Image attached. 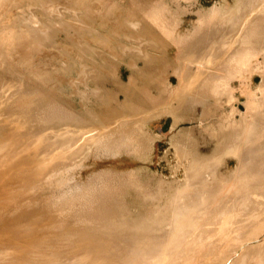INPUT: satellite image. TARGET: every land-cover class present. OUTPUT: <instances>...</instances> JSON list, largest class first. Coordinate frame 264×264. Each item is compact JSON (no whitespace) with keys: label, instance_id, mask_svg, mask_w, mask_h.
I'll list each match as a JSON object with an SVG mask.
<instances>
[{"label":"rangeland","instance_id":"374dc122","mask_svg":"<svg viewBox=\"0 0 264 264\" xmlns=\"http://www.w3.org/2000/svg\"><path fill=\"white\" fill-rule=\"evenodd\" d=\"M260 1L0 0V86L13 97L0 107V264H98L93 254L104 264L131 257L143 264H264V219L244 218L239 208L198 218L209 212L202 207L226 206L205 199L218 198L241 165L264 161V53L249 59L259 70L236 75L237 61L257 51L226 45L243 32V20L252 22ZM198 22L197 32L211 33L203 48ZM246 30L247 40L264 39ZM213 40L220 55L198 68ZM184 63L189 75L179 74ZM198 69L219 74L197 78ZM194 78L208 91L188 100L186 119L169 129L167 114L181 108ZM150 79L165 89L162 102L142 88ZM17 88L29 90L35 109L23 132L29 138L22 134L27 124L16 129L13 122ZM46 116L49 122L40 121ZM104 125L109 133L77 149L82 130ZM66 127L72 135L54 136ZM31 133L47 134L33 151L22 146ZM184 212L190 216L181 228ZM147 253L156 260L143 258Z\"/></svg>","mask_w":264,"mask_h":264},{"label":"bare ground","instance_id":"6f19581e","mask_svg":"<svg viewBox=\"0 0 264 264\" xmlns=\"http://www.w3.org/2000/svg\"><path fill=\"white\" fill-rule=\"evenodd\" d=\"M261 1H263V0H261ZM261 1H260V3H261ZM250 6V5H249ZM253 6V8H254V5H252ZM256 6H257V8H258V5L256 4ZM251 7V6H250ZM251 9V8H250ZM256 9V8H255ZM259 10V11H258ZM258 12L259 13H262L261 11H264V4H263V6L262 7H260V8H258ZM250 11H252V9L250 10ZM257 12V15H254V17L252 18V22L250 23V18L249 19H245V20H243V22H242V24L245 26V29H243V32H239V30L241 29V27H240V29L238 30H236V31H234V33H233V35H231V36H229L227 39H226V45L227 44H231L233 41V43H237V45H236V50L237 51H239V50H243V49H245V48H248V47H251V48H254V49H256V55H254V54H252V55H250V53H247L248 55H247V57L245 56V57H242L243 59H240L239 61H237V65H239V66H235V67H233L235 70H233V72L236 74V75H241L242 74V71H246L247 69H251V70H253L252 68H250L251 66H250V62H249V59L252 57V56H257V55H263V53H264V39L262 38V37H260V34H262L263 33V35H264V22H263V20H262V17H263V14L264 13H262V14H259ZM259 14V15H258ZM252 15V14H251ZM213 17V16H212ZM212 19V18H211ZM33 20V19H32ZM240 24V23H239ZM242 25V26H243ZM246 27H247V29H253L252 31H254V32H256L257 33V35H259V37L260 38H254L253 40H251V41H249V40H247V38H246V36H247V34L249 33V31L248 30H246ZM23 32V31H22ZM235 33H237V36H236V34ZM21 34V33H20ZM28 34V33H27ZM30 35V34H29ZM33 35V34H32ZM21 36H24V35H22L21 34ZM34 36V35H33ZM136 36V35H135ZM236 36V37H235ZM20 37V36H19ZM33 38V37H32ZM24 39V38H23ZM22 40V39H21ZM29 40H27V42H28ZM214 41V40H213ZM23 43V42H22ZM21 43V44H22ZM214 43V44H213ZM217 44V45H216ZM24 46V45H23ZM210 46V47H209ZM208 46V48H205V51H204V53L201 55V56H199L198 57V59H197V62H198V68H199V66H201L202 64H203V62L205 61V60H209V58H212L213 57V59L214 58H217L219 55H220V45L218 44V42H216V41H214V42H211L210 43V45ZM222 49V48H221ZM235 51V50H234ZM237 54V53H236ZM197 55V54H196ZM190 56H192V55H190ZM238 57V56H237ZM254 57V58H255ZM187 60V59H186ZM188 60H189V58H188ZM235 60V62H236V59H234ZM233 63V62H232ZM185 65L182 67V69L180 70V72H179V74H181V75H189V72H188V70H187V64L186 63H184ZM235 64V63H234ZM259 64V63H258ZM233 65V64H232ZM261 65H263V64H261ZM229 66V65H228ZM231 66V65H230ZM250 66V67H249ZM259 66L260 65H255V69L253 70V71H255L256 69H258L259 68ZM232 67V66H231ZM202 68V67H201ZM227 68V67H226ZM229 68V67H228ZM230 69V68H229ZM232 69V68H231ZM225 70V69H224ZM259 70V69H258ZM212 71V70H211ZM230 71V73H231V70H229ZM262 71L264 72V69H262ZM228 73V72H227ZM216 74H219L218 72H216V73H210V71L209 70H200V69H198L197 70V72L196 73H192V75H194L195 77L197 76V78H203V77H205V76H210V75H216ZM234 75V74H233ZM178 76H180V75H178ZM193 76V77H194ZM182 77V76H181ZM180 77V78H181ZM184 77V76H183ZM179 78V79H180ZM186 78V77H185ZM197 78H194V80L196 79V80H198ZM227 78V77H226ZM20 80V79H19ZM191 80H193L192 78H191ZM199 81V80H198ZM205 81V80H204ZM190 82V81H189ZM196 82V81H195ZM200 82H202V81H200ZM17 82H16V85L14 84V86H17ZM183 84V83H182ZM181 84V85H182ZM187 84H189V83H187ZM186 84V85H187ZM199 83H191L190 85H188V87H190L191 86V89H193L194 87L193 86H196V85H198ZM201 84V83H200ZM205 84V83H204ZM2 85V84H1ZM20 85V84H19ZM4 86V85H3ZM11 86H13V84L11 85ZM10 86V87H11ZM21 86V85H20ZM23 86V85H22ZM185 86V85H184ZM184 86H182V87H184ZM200 86V85H199ZM218 86V85H217ZM264 86V84H262V85H260L259 87H263ZM1 88H3L2 86H0ZM5 87H7L6 86V84H5V86H4V88L1 90V94H0V98H3V100H1L0 99V107L1 106H3V105H6V103L9 101V98L10 97H12L11 95L12 94H10L11 92H9V91H11L12 90V88L10 89L9 87L8 88H5ZM187 87V86H186ZM185 87V88H186ZM187 87V88H188ZM193 87V88H192ZM211 87H213V86H211ZM19 88V87H18ZM17 88V89H18ZM22 88V87H21ZM184 88V89H185ZM198 88V87H197ZM214 88V87H213ZM219 88H221V87H219ZM15 89V88H14ZM27 89H29V88H27ZM180 89V88H179ZM190 88H189V90H191ZM216 89V88H215ZM19 90V89H18ZM18 90H17V93H18ZM181 90H183V89H181ZM210 90H212V88H210ZM214 90V89H213ZM212 90V91H213ZM20 91V90H19ZM29 91V90H28ZM28 91H26V89L24 90H21L20 91V93H21V95H19V96H21V98L20 99H18L19 101H20V104H19V107H18V109L16 110V106L14 107V105L16 104L15 102H13V103H15L14 105H11V103L9 104V105H11V106H13L15 109H14V111H16L15 113H14V111H13V115L12 116H14L15 114L17 115H15L16 116V120L15 121H13L12 119V121L14 122V124H16L17 122H18V124H17V126L15 127L16 129L18 128V127H21V129L23 128V125H25V124H27V123H31L33 120H34V115H35V113L33 112V109H34V107H33V109H32V104H33V102H32V100H31V98H30V96H26L25 94H26V92H28ZM31 91V90H30ZM184 91H186V90H184ZM184 91H183V93H184ZM35 92V91H34ZM180 93H182L181 91H180ZM177 94H179V92L177 93ZM13 95H14V92H13ZM22 95H24V96H22ZM180 96H181V94H180ZM34 97V96H33ZM230 97V96H229ZM232 97V96H231ZM13 98V97H12ZM15 98H16V96H15ZM11 99V98H10ZM17 99V98H16ZM8 100V101H7ZM13 100V99H12ZM15 100V99H14ZM17 100V101H18ZM37 99H35L34 101H36ZM159 100V99H158ZM174 100V99H173ZM160 101V100H159ZM158 102V101H157ZM168 103V102H167ZM252 104V103H251ZM17 105H18V102H17ZM7 106V105H6ZM11 106H9L10 108H11ZM251 106V105H250ZM36 107V106H35ZM159 107V106H158ZM10 108H6V109H10ZM252 108H253V106H252ZM4 109V108H3ZM11 109H13V108H11ZM1 111V110H0ZM6 111V110H5ZM8 111V110H7ZM12 111V110H11ZM11 111H10V113H11ZM34 111H35V109H34ZM153 111V110H152ZM1 112H4L3 110L1 111ZM154 112V111H153ZM146 113H148V112H146ZM5 114H7V112L5 113ZM12 114V113H11ZM3 115H4V113H3ZM9 114H7L6 116H8ZM11 116V117H12ZM147 116V115H146ZM138 117V116H137ZM0 118H2V116L0 115ZM8 118V117H7ZM40 118V117H39ZM50 118L48 117V116H46L45 118H40V121H44L45 123H47V122H49L48 120H49ZM144 120H145V118H143ZM4 120H7L6 119V117L4 116V119H3V121ZM11 120H8L9 122L11 121ZM136 120V119H135ZM3 121H1V124H2V122ZM17 121V122H16ZM12 122V123H13ZM136 122H138V121H136ZM4 123V122H3ZM6 124L8 123L7 121L5 122ZM4 123V124H5ZM110 123V122H109ZM33 124V123H32ZM117 124V123H116ZM247 124V123H246ZM22 125V126H21ZM29 124H27V125H25V129L23 128V130H22V134H23V132H24V130H26V126H28ZM34 125V124H33ZM107 125V124H106ZM110 125V124H109ZM108 125V126H109ZM114 125H115V123H114ZM249 125V124H248ZM10 126V125H9ZM108 126H102V127H100V128H96V127H92V128H90V129H88V130H85L84 129V131L82 130V133L80 132V134H79V137L76 139V142H77V149L79 150L81 147H83L86 143H88V142H94V143H96V142H98L100 139H101V137L103 138L107 133H109V131L108 130H110L111 129V127L110 126H112V124L108 127ZM12 127V126H11ZM14 127H13V130H14ZM35 127V126H34ZM39 127V126H38ZM99 127V126H98ZM28 128V127H27ZM31 128V130L32 129H34V128H32V126L30 127ZM51 128H53V127H51ZM83 128V127H82ZM21 129L19 128V130H20V132H21ZM53 129H55V128H53ZM78 129V128H77ZM48 130V129H47ZM70 129H69V127H66V130H64V131H60V132H58V134L56 133L57 132V130H53V134H54V136L56 135V136H64L65 134H67V132H70L69 131ZM72 130H75V129H72ZM80 130V129H79ZM127 130H129V129H127ZM11 131V130H10ZM34 131V130H33ZM42 132H43V130H41ZM78 131V130H77ZM14 132L16 133L17 131L16 130H14ZM13 132V133H14ZM29 132H32V131H30L29 130ZM29 132H27V133H29ZM35 132V131H34ZM127 132V131H126ZM245 132H251V130H249V127H247V129L245 130ZM25 133H26V131H25ZM24 133V134H25ZM41 133V132H40ZM40 133H38V134H35V133H31L32 135H31V137H30V143L27 145L26 144V141H25V143L22 141V143H24L22 146H23V148L24 147H26V150H29V151H33V149H35V148H37L39 145H40V141L41 140H43L45 137H46V135H42V134H40ZM46 133H47V131H46ZM52 133V132H51ZM73 133H75L74 131H73ZM79 133V132H78ZM21 134V133H20ZM21 134V138L23 137V135ZM30 134V133H29ZM40 134V135H39ZM68 134H71V133H68ZM67 134V135H68ZM12 135V134H11ZM17 135V134H16ZM16 135L14 136V134L12 135V138H13V141L15 142V138L14 137H16ZM72 135V134H71ZM245 135V134H244ZM14 136V137H13ZM49 136V135H48ZM17 137H19V135L17 136ZM16 137V138H17ZM24 137H27V138H29V136H25L24 135ZM8 138V137H7ZM20 138V137H19ZM19 138H18V142L20 141L19 140ZM26 138V139H27ZM31 138L33 139V140H31ZM66 138V137H65ZM71 138V137H70ZM245 138H246V136H245ZM11 139V138H10ZM24 139V138H23ZM25 139V140H26ZM56 139V138H55ZM75 139H73V141L75 140ZM107 140V139H106ZM13 141H11L10 140V143H12ZM29 141V140H28ZM27 141V142H28ZM242 141V140H241ZM101 142V141H100ZM8 143H9V141H8ZM21 143V142H20ZM13 144V143H12ZM108 146V145H107ZM22 148V149H23ZM55 150V149H54ZM54 150H52V151H54ZM81 150V149H80ZM22 152H26L25 150L24 151H22ZM28 152V151H27ZM56 154V153H55ZM258 162H260V161H258ZM238 170H239V174H238V171H236L237 172V174H238V177H237V179L236 180H234V182H232L231 184H229V185H227L226 187H224V190L222 191V193L220 194V196L217 198V197H215L216 199H210V200H206L205 199V203H209V204H213L214 202L215 203H217V202H221V204L222 203H224L226 206L225 207H222V210H221V212L219 211V212H217V207H202V209H206V210H208L209 212H206L207 214H202L201 216L199 215V217L198 218H201V219H203L204 217H206L207 219H212V220H214L213 218H215V217H217V216H220V217H222V216H225V213H226V211H228V210H234L235 208L237 209V208H239L240 210H241V215L242 216H244V218H247L248 216L250 217L251 215L252 216H254V219L256 220V221H258V220H260V219H264V161H262V162H260V163H257V161H248L246 164H243V165H241L239 168H238ZM192 176V175H191ZM245 180V182L244 183H242V184H240V182H239V180ZM218 195H219V193H218ZM217 195V196H218ZM209 196V195H208ZM256 197V198H255ZM208 198V197H207ZM210 198V197H209ZM208 198V199H209ZM204 201V200H203ZM202 201V202H203ZM201 202V203H202ZM240 204V206L239 207H229L228 206V204ZM258 203V204H257ZM203 204H204V202H203ZM214 205V204H213ZM212 205V206H213ZM219 207V206H218ZM214 208V209H213ZM214 210V211H211V210ZM187 216H190V213L189 212H184L183 214H181V216H180V220H181V222H179L178 223V225H180L181 226V228L184 226V225H187V223H185L184 222V220H185V218H187ZM192 217V216H191ZM197 217V216H196ZM197 218V219H198ZM192 219V218H191ZM190 221H192V220H190ZM200 221H202V220H199V223H198V227L199 226H201L200 225ZM198 222V221H197ZM206 225V223L203 221V225ZM177 225V226H178ZM194 228V227H193ZM175 230V229H174ZM192 232H193V230H192ZM172 233V232H171ZM170 235V234H169ZM191 235V233L189 234V236ZM178 238V237H177ZM188 237H186V238H184L183 239V242L187 239ZM257 238V237H256ZM256 238H253V239H247L246 241H247V243H243V242H241V244L239 245V249H238V252H236L234 255H238V253H241V251L246 247V246H248L249 244H252V243H254V242H256L258 239H256ZM170 239V238H169ZM244 239H246V238H244ZM243 239V240H244ZM182 242V243H183ZM186 242V241H185ZM149 243V242H148ZM169 243H172V239L169 241ZM176 244V243H175ZM181 244V243H180ZM180 244L178 245V247H177V245L175 246V247H172L171 246V248H170V250L171 249H173L174 251H176V249H178L179 247H180ZM171 245V244H170ZM170 245H169V247H170ZM173 245V244H172ZM148 246H149V244H148ZM174 246V245H173ZM187 246V245H186ZM185 246V247H186ZM185 250V249H184ZM186 251V250H185ZM150 253V252H149ZM177 253V252H176ZM89 255H91V254H89ZM94 255V254H93ZM93 255H91V258H92V260H95V261H97L98 262V264L99 263H102V264H104V256H101V257H96V256H93ZM173 255V254H172ZM145 256H150V257H153L154 258V260H156L155 259V257H154V255H149L148 253L147 254H145V255H143V258H150V257H145ZM184 256V254L183 253H180V254H178V258H182ZM171 256H168V260H169V258H170ZM236 257V256H235ZM107 258V257H106ZM130 263L129 264H143V263H145L146 261H144V260H142V258L139 260L138 258H136V257H131L130 258ZM128 261V262H129ZM127 262V263H128ZM167 263L169 264L170 262H168L167 261ZM173 263V262H172Z\"/></svg>","mask_w":264,"mask_h":264},{"label":"crops","instance_id":"0c3cea01","mask_svg":"<svg viewBox=\"0 0 264 264\" xmlns=\"http://www.w3.org/2000/svg\"><path fill=\"white\" fill-rule=\"evenodd\" d=\"M201 12H203V11H201ZM200 12V13H201ZM212 22L213 21H211V23L208 25V26H212L211 24H212ZM200 25V23L198 22V24L195 26V28L197 27V26H199ZM206 26V25H205ZM194 28V29H195ZM197 29V28H196ZM198 31V29L196 30V32ZM203 31V29L202 30H200L199 32H197L196 34H201V35H204V37H200V38H197V40H196V42H198V44L200 45L199 47H201L202 46V48H203V46L204 45H206V44H208V42H209V38L210 37H208V36H210V31L208 32V30H204V33L202 32ZM203 44V45H202ZM199 49H201V48H199ZM192 65H194V64H192ZM161 66H165V65H161ZM200 81H202L203 82V80H197V82L198 83H202V82H200ZM142 83H143V85H142V88L148 93V95L150 96V97H152V98H157V100L159 101V102H162V99H166V94H163L164 93V91H165V89H162V91L160 92V91H158V90H156L157 89V86H152V85H154L153 83H154V81L153 80H148V81H146V82H148L149 84H150V86L149 85H145V80H142L141 81ZM141 82H139V81H137V83H141ZM165 84V83H164ZM177 84H178V81H177ZM176 84V85H177ZM195 87H197V86H195ZM159 88V87H158ZM208 88H206V89H200L199 87L198 88H193L192 89V91H186L187 93L182 97V99H183V101L181 102L182 104H181V108L179 109V110H176L174 113L175 114H167V115H169L170 117H171V119L172 120H170V119H167L166 121H167V125L169 124V129H174V128H178V126L180 125V123L182 122V121H184V119H186V115H185V110H187V108H189L192 104H190L189 105V103H191L190 101H188V100H191V98H200L201 96L199 95V93H200V91L202 92V91H208L207 90ZM161 93V94H160ZM190 93V94H189ZM144 98V97H143ZM145 99V98H144ZM158 111H160V109L158 110ZM162 111V110H161ZM170 113V112H169Z\"/></svg>","mask_w":264,"mask_h":264}]
</instances>
